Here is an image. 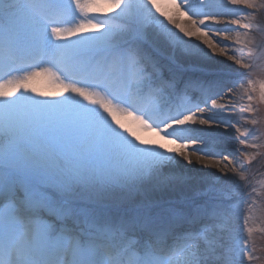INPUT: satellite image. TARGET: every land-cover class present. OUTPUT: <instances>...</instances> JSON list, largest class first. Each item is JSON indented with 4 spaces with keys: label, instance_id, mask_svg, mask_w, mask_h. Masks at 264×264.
I'll list each match as a JSON object with an SVG mask.
<instances>
[{
    "label": "snow or ice",
    "instance_id": "6c2138e0",
    "mask_svg": "<svg viewBox=\"0 0 264 264\" xmlns=\"http://www.w3.org/2000/svg\"><path fill=\"white\" fill-rule=\"evenodd\" d=\"M262 161L264 0H0V264H264Z\"/></svg>",
    "mask_w": 264,
    "mask_h": 264
},
{
    "label": "rangeland",
    "instance_id": "374dc122",
    "mask_svg": "<svg viewBox=\"0 0 264 264\" xmlns=\"http://www.w3.org/2000/svg\"><path fill=\"white\" fill-rule=\"evenodd\" d=\"M169 27H171V26H169ZM173 31H175V29H173ZM185 39H187V38H185ZM193 42L194 43H198V42H195V41H193ZM161 49H162V51L165 54H171V49L167 48V46H166V44L164 42L161 43ZM177 55H179V54L177 53ZM217 59H222V58L217 57ZM34 87L37 89L38 92H48V91L52 90V86L48 85L44 81L36 82ZM141 134L144 135V136H150L151 135L150 133H148L146 131H142ZM261 163H264V161H262ZM257 166H259V165H257ZM197 167H199V165H197ZM206 171L213 172L215 170L214 169H208ZM262 215H264V213H262L260 210H258L257 211V217H261ZM256 223H257V226H259L260 223H261L260 219H257ZM254 238L256 240V243H257L258 247H264V233H261V232L258 231V232H256L254 234Z\"/></svg>",
    "mask_w": 264,
    "mask_h": 264
}]
</instances>
